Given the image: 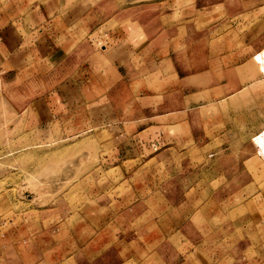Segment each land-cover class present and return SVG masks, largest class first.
<instances>
[{"label": "rangeland", "instance_id": "374dc122", "mask_svg": "<svg viewBox=\"0 0 264 264\" xmlns=\"http://www.w3.org/2000/svg\"><path fill=\"white\" fill-rule=\"evenodd\" d=\"M42 1L0 0V28ZM58 1L80 17L69 27L77 42L139 21L146 45L132 57L204 54L232 66L250 51L264 85L255 58L264 56V0ZM62 76L0 70V264H264L252 161L217 142L115 157L107 131L49 113L45 93ZM263 129L250 136L257 180Z\"/></svg>", "mask_w": 264, "mask_h": 264}, {"label": "crops", "instance_id": "0c3cea01", "mask_svg": "<svg viewBox=\"0 0 264 264\" xmlns=\"http://www.w3.org/2000/svg\"><path fill=\"white\" fill-rule=\"evenodd\" d=\"M79 19L76 9L62 11L58 0L33 5L0 28V70L36 65L63 74L45 93L49 113L84 117L88 131H107L115 157L154 158L164 145L171 156L182 154L173 153L176 148L207 142L225 145L221 150L233 145L256 167L249 201L264 227V176L257 180L259 159L250 147V136L264 127V85L253 73L251 52L235 57L232 66L204 54L132 57L146 45L139 21L91 30L82 43L73 34L79 29H69Z\"/></svg>", "mask_w": 264, "mask_h": 264}, {"label": "bare ground", "instance_id": "6f19581e", "mask_svg": "<svg viewBox=\"0 0 264 264\" xmlns=\"http://www.w3.org/2000/svg\"><path fill=\"white\" fill-rule=\"evenodd\" d=\"M255 58H256V63L258 65L259 71L261 72V74L264 75V56H262L261 54H257ZM261 139H262V142L264 143V129L261 135Z\"/></svg>", "mask_w": 264, "mask_h": 264}]
</instances>
